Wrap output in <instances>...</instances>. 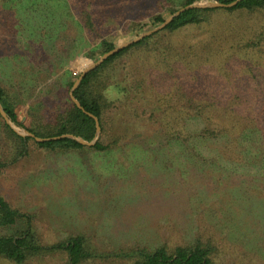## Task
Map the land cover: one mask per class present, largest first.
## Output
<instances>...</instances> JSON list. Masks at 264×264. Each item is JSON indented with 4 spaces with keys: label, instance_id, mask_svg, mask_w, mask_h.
Wrapping results in <instances>:
<instances>
[{
    "label": "trees",
    "instance_id": "16d2710c",
    "mask_svg": "<svg viewBox=\"0 0 264 264\" xmlns=\"http://www.w3.org/2000/svg\"><path fill=\"white\" fill-rule=\"evenodd\" d=\"M195 1L185 0L181 6ZM158 3L161 11L152 16L151 26L160 25L180 9L163 5L162 12V0ZM60 6L61 10L69 9L67 0ZM51 7L50 0H0V27L4 26L3 31L10 34L25 31L27 35L31 33L29 30L42 29L47 30L44 35L48 36V27L52 29L56 25L53 19H47L46 9ZM80 11L85 27L93 29L91 15ZM254 14L264 18V0H241L233 7L187 9L164 29L122 48L89 72L74 95L89 113L99 118L102 132L93 146L68 137L45 142L23 137L0 113L1 136L11 145L13 158L28 150L30 140L47 150L92 148L107 152L120 141L118 136L106 138L112 133L107 127L110 119L107 113L116 112L121 106V95L130 96L137 103L134 117L147 122L138 127L140 135L148 139L141 140L140 147L153 158L162 152V176L179 174L192 191L187 198L191 206L185 208L190 212L189 222L170 225L172 234L182 232L179 242L173 236L162 235V241L155 237L117 250H104L88 235L78 234L47 244L33 225L34 216L12 207L0 194V228L16 229L13 233L0 234V256L14 264H27L34 258L57 252L67 254L65 264H96L105 260L120 264H217L218 246L211 232L218 231L224 234L219 239L227 249L239 253L240 260L264 264V195H261L264 192V26L256 27L244 20ZM221 16L228 19L220 25H228L211 31L207 24ZM57 17L61 18V13ZM141 26L134 25L128 31ZM188 28L195 33L191 44L192 37L187 35L184 40L188 48L184 46L179 51L163 39L165 32L175 34ZM161 33L162 50H157L156 42L152 47V51H159L151 61V66L157 65L152 76L155 78L148 81L143 76L132 77L131 90L122 82H113L108 74L110 65L136 48L151 45ZM5 41L0 39V50H4ZM46 45L43 40L37 43L38 48ZM27 47L31 49L30 42L17 54L21 61L26 58ZM115 47L114 41L103 39L90 57L96 59L97 53L105 54ZM186 49L193 51L191 58L184 52ZM160 64L162 71L156 73ZM45 72L50 71H39ZM63 81L65 85L61 86L67 89L61 93L67 96L63 105H45L37 100L36 107L42 110L24 112L13 93L1 83L0 102L15 124L38 137L73 134L92 141L96 137V121L71 99L70 90L75 81L67 77ZM29 83L34 84L35 80L30 79ZM138 123L141 122L135 124ZM4 166L0 161V168ZM168 193L174 194L175 190L172 188ZM155 233L160 231L157 229Z\"/></svg>",
    "mask_w": 264,
    "mask_h": 264
},
{
    "label": "rangeland",
    "instance_id": "374dc122",
    "mask_svg": "<svg viewBox=\"0 0 264 264\" xmlns=\"http://www.w3.org/2000/svg\"><path fill=\"white\" fill-rule=\"evenodd\" d=\"M65 1L50 0L52 7L46 9L47 19H53L56 25L52 29L48 27V36L44 35L47 30L42 29L37 32L29 30L31 33L27 35L25 31L10 34L3 31L4 26L0 27V39L6 40L2 43L4 50H0V83L13 93L24 112L42 110L36 107L37 100L45 105H63L67 97L61 94L67 91L61 86L65 85L63 77L76 81L86 66L103 55L97 53L96 59L90 57L103 39L112 40L119 46L155 28L151 26V18L161 11L158 0H67L69 9L61 10L60 4ZM213 1L196 0L194 3ZM184 2L162 0V12L163 5L181 8ZM80 10L91 15L95 23L93 29L85 27ZM60 13L61 18L58 19ZM217 19L207 24L211 31L228 25H220L227 22L225 16ZM244 20L256 27L264 26V18L259 14L248 15ZM239 21L243 23L241 18ZM139 24L144 27L128 31ZM187 35L193 38L190 44L195 41L194 30L190 28L175 34L165 32L163 39L181 51L184 46L188 48L184 42ZM159 36L151 41V45L136 48L128 56L112 63L108 74L113 82H122L130 89L132 77L139 79L143 76L148 81L153 80V70L157 65L151 66V61L162 50V33ZM41 40L47 45L38 48L37 43ZM29 42L32 50L27 47L26 58L21 61L17 54ZM154 42L159 51H152ZM34 46L36 49L33 50ZM185 51L191 58L193 51ZM192 65L195 68L194 59ZM40 69H49L50 72L41 74ZM161 71L162 64L156 73ZM30 79L35 83H29ZM159 92L162 93V86ZM117 95L115 90L113 96ZM136 106L130 96L121 95V106L116 112L107 113L110 118L107 127L112 129V133L106 138L118 136L120 140L107 152L92 148L47 150L30 140L28 150L13 158L11 145L4 135L1 136L0 118V161L5 163L0 168V194L12 207L34 216L33 225L44 243L53 244L70 236L86 234L101 249L117 250L155 237V240L162 241V235L165 238L173 236L176 242L181 240L182 232L172 234L170 225L180 222L182 226L189 222L190 212L185 208L191 206L187 198L192 191L183 184L188 181L179 174L162 176V152L153 158L140 147L141 140L148 139L140 135L138 127L147 122L134 117ZM136 121L141 123L136 125ZM172 188L175 193H168ZM261 193L264 195L263 191ZM157 229L160 231L158 234L155 233ZM15 231V228H0V234ZM220 234L224 236L218 231L211 232L218 246L215 254L217 264H251L247 259L246 262L240 260L239 253L227 249L219 239ZM67 258L66 253L57 252L34 258L27 264H65ZM0 264L14 263L0 256ZM96 264L120 263L105 260Z\"/></svg>",
    "mask_w": 264,
    "mask_h": 264
},
{
    "label": "water",
    "instance_id": "95a60500",
    "mask_svg": "<svg viewBox=\"0 0 264 264\" xmlns=\"http://www.w3.org/2000/svg\"><path fill=\"white\" fill-rule=\"evenodd\" d=\"M241 0H234L230 3H223L220 0H214L213 2H207L204 4H189L185 7H182L180 9H178L176 12H174L173 14H171L163 23H161L160 25L156 26L155 28L140 34L139 36L133 38L132 40L123 43L119 46H116L114 49L106 52L105 54H103L100 58H98L97 60H95L92 64L86 66L84 68V70L82 71L81 75L79 76V78L74 82L73 87L70 90V96L71 99L76 103V105L82 109L84 112L88 113L90 116H92L95 121H96V137L92 140V141H87L85 139H83L80 136H76L73 134H63L61 136H55V137H48V138H41L36 136L34 133L28 131L25 128H22L20 126H18L17 124H15L10 117L8 116L7 112L5 111V109L3 108L1 102H0V113L2 115V117L4 118L5 122L7 124H9L19 135L23 136V137H33L35 138L36 141L38 142H45V141H52V140H58L61 138H72L76 141H78L81 144L84 145H89V146H93L100 138L102 129H101V125H100V121L99 118L97 116H95L92 113H89L80 103V101L76 98V96L74 95V91L79 87L80 83L82 82V79L91 71L97 69L105 60H107L111 55H114L115 53H117L118 51H120L122 48L135 43V42H139L140 40L144 39L147 36L152 35L153 33L160 31L162 29H164L172 20H174L177 16H179L180 14H182L185 10L187 9H191V8H195V7H199V8H208V7H233L235 5H237Z\"/></svg>",
    "mask_w": 264,
    "mask_h": 264
}]
</instances>
